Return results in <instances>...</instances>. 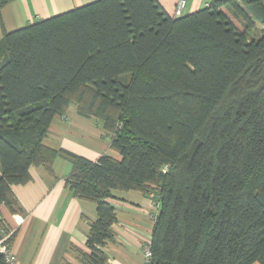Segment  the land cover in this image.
<instances>
[{"label": "trees", "instance_id": "16d2710c", "mask_svg": "<svg viewBox=\"0 0 264 264\" xmlns=\"http://www.w3.org/2000/svg\"><path fill=\"white\" fill-rule=\"evenodd\" d=\"M11 0H0V10ZM264 0H208L169 16L157 0H97L0 42V207L32 167L95 205L81 264H108L113 191L153 194L152 264H264ZM71 105L98 119L120 159L43 141ZM9 229L0 213L1 233ZM13 233L7 244L13 241ZM0 264H4L0 255Z\"/></svg>", "mask_w": 264, "mask_h": 264}, {"label": "crops", "instance_id": "0c3cea01", "mask_svg": "<svg viewBox=\"0 0 264 264\" xmlns=\"http://www.w3.org/2000/svg\"><path fill=\"white\" fill-rule=\"evenodd\" d=\"M95 1L11 0L0 10V42L4 33ZM157 1L169 16H174L179 0ZM184 1L181 15L208 4V0ZM43 143L89 161H96L103 154L120 159L111 149L102 123L78 114L75 105L53 118ZM71 169L62 157L54 161L53 175L42 166L32 167L30 182L12 187L21 213L11 214L0 207L6 227L14 235L10 249L18 264H81L75 250L88 252L85 242L90 224L96 219V209L93 203L74 197L66 186ZM112 195L108 202L115 209L117 221L112 226L114 239L103 249L108 264H142V251L150 242L153 229L150 214L155 211L151 199L137 191H113Z\"/></svg>", "mask_w": 264, "mask_h": 264}, {"label": "built area", "instance_id": "2783aa9c", "mask_svg": "<svg viewBox=\"0 0 264 264\" xmlns=\"http://www.w3.org/2000/svg\"><path fill=\"white\" fill-rule=\"evenodd\" d=\"M185 5L184 0H179L178 5L176 7L174 16L181 15V11ZM159 204V201H157ZM157 206L159 207L160 205ZM157 214L152 215L153 221L155 220ZM0 237V255L3 257L4 264H18L16 256L12 253L9 245L7 244L8 238L11 236V233H1ZM142 264H152V251L150 248V242L146 244L142 251Z\"/></svg>", "mask_w": 264, "mask_h": 264}, {"label": "rangeland", "instance_id": "374dc122", "mask_svg": "<svg viewBox=\"0 0 264 264\" xmlns=\"http://www.w3.org/2000/svg\"><path fill=\"white\" fill-rule=\"evenodd\" d=\"M264 33V28H261V26H257L256 28H253L252 30L249 31L248 33V37L251 39V38H258L260 37L262 34ZM151 199V204H152V207L154 209V211L156 212V214H158V211H159V207L157 206L158 204V199L153 195V194H150L148 195ZM159 205V204H158ZM155 215V213H153ZM150 217L151 219L153 220L152 218V215L150 214Z\"/></svg>", "mask_w": 264, "mask_h": 264}]
</instances>
